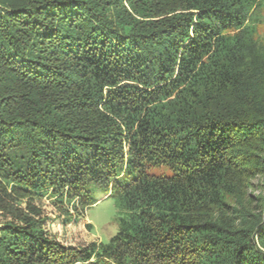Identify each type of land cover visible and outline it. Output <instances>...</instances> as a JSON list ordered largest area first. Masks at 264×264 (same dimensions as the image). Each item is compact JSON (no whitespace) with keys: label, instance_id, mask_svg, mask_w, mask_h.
Instances as JSON below:
<instances>
[{"label":"trees","instance_id":"1","mask_svg":"<svg viewBox=\"0 0 264 264\" xmlns=\"http://www.w3.org/2000/svg\"><path fill=\"white\" fill-rule=\"evenodd\" d=\"M263 13L0 0V264H264ZM96 192L116 235L57 242L36 201L80 219Z\"/></svg>","mask_w":264,"mask_h":264},{"label":"rangeland","instance_id":"2","mask_svg":"<svg viewBox=\"0 0 264 264\" xmlns=\"http://www.w3.org/2000/svg\"><path fill=\"white\" fill-rule=\"evenodd\" d=\"M260 37L264 35V13L262 23L258 27ZM150 174L171 176L167 167H153ZM252 187L248 190L254 197L264 195V176H257L250 181ZM95 204L88 208L83 218L76 219L64 216L48 198L36 201L35 206L41 211V218L45 219L46 231L54 236L57 242L67 247H80L92 241L107 243L116 235L118 213L113 198L103 192L94 195ZM3 218L0 216V224ZM88 225L91 227L88 228Z\"/></svg>","mask_w":264,"mask_h":264}]
</instances>
